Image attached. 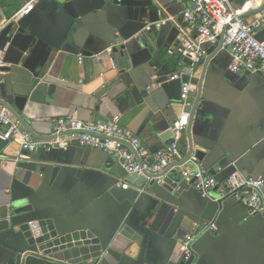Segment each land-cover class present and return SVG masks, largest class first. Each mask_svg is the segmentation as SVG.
I'll return each instance as SVG.
<instances>
[{
    "label": "crops",
    "instance_id": "crops-1",
    "mask_svg": "<svg viewBox=\"0 0 264 264\" xmlns=\"http://www.w3.org/2000/svg\"><path fill=\"white\" fill-rule=\"evenodd\" d=\"M28 1L0 0V23ZM247 1L241 18L250 24L264 0L231 4L240 8ZM185 4L39 1L25 18L0 30V104L13 108L37 141L52 138L56 119L94 123L118 115L121 127L152 154L176 141L169 131L184 112L180 95L189 84L188 127L177 140L184 151L175 164L191 167L188 159L195 152L220 182L234 172L264 179V77L231 73L229 55L207 44L205 58H183L180 40L196 33L183 20ZM255 36L264 40V25ZM185 68L192 69V77L183 74ZM176 73L181 77L169 80ZM17 98L25 99L22 111ZM12 141L19 147L18 139ZM16 154L13 173L0 168V205L19 217L49 219L67 231L89 230L100 237L128 227L133 235L116 264H171L178 233L193 222L213 228L197 238L188 264H264V211L251 214L232 197L220 204L203 199L192 186L180 192L168 184L148 187L147 181L136 186L116 160L76 144L35 152L19 147ZM124 184L139 191L133 204L111 194ZM0 264L63 263L37 253L12 228L0 232Z\"/></svg>",
    "mask_w": 264,
    "mask_h": 264
},
{
    "label": "built area",
    "instance_id": "built-area-1",
    "mask_svg": "<svg viewBox=\"0 0 264 264\" xmlns=\"http://www.w3.org/2000/svg\"><path fill=\"white\" fill-rule=\"evenodd\" d=\"M42 0H29L21 6L10 19L0 23V30L11 23H18L29 15L36 4ZM250 2L235 8L231 0H186L182 13L183 20L195 28L193 39H181L178 52L183 58L199 61L206 57L203 45H210L230 57L229 71L234 74L251 73L264 77V40L256 39V32L264 25V7L253 23H246L241 15ZM149 26L146 30H149ZM4 66L3 51L0 50V67ZM183 74L193 76L191 68H185ZM182 74L176 73L169 80L174 81ZM189 84H183L181 91L182 106H189ZM189 114L183 112L178 117L173 134L174 143L149 153L138 137L119 124V116H112L107 121L81 123L72 117L56 119L51 125L52 138L37 141L22 128L11 111L0 104V139L16 140L22 151L66 149L71 144L103 151L116 160L127 175H160L168 168H175L182 159V150L177 140L188 127ZM188 162L191 167L181 165L183 177L193 179L192 187L204 198L225 199L232 197L243 204L251 214L264 211V179L246 177L237 172L225 180L218 181L205 170L203 163L193 152ZM157 183L161 180L157 179ZM127 189V185H122ZM214 192L217 193L215 197ZM213 228L211 223L193 222L191 228L178 235L181 260L190 261L193 256L192 246L199 236Z\"/></svg>",
    "mask_w": 264,
    "mask_h": 264
},
{
    "label": "water",
    "instance_id": "water-1",
    "mask_svg": "<svg viewBox=\"0 0 264 264\" xmlns=\"http://www.w3.org/2000/svg\"><path fill=\"white\" fill-rule=\"evenodd\" d=\"M15 105L19 111H22L25 106V99L17 98L15 100ZM8 109L18 120L13 108ZM189 111L190 107H185L184 112ZM173 128L174 126L171 127V131H169L170 133H173ZM18 149V145L14 144L11 139H0L1 169H6L8 173H13L15 168L13 160L17 158L16 151ZM181 150L183 154L184 147H181ZM196 156L201 161L197 154ZM181 165H183V163L180 165L176 164L175 168H168L162 174L156 176L147 174L129 175L127 181L139 187L144 186L147 181L149 182L148 187H150L151 185L157 183V179H160L161 182L157 184L163 185L164 187L167 184L170 186L172 185L173 189L180 192L191 187L194 182L193 179L188 180L183 177ZM170 180H174V183L171 184ZM111 194H113L119 202L127 201L130 204H133L139 196V191L133 188L127 187V189H124L123 187L115 186L113 187ZM202 198L215 201V198ZM221 200L222 199H218L215 202L220 204ZM12 228H17L19 233L27 241L28 245L33 246L37 253L42 254L50 260L63 264H116L124 249L129 245L131 235H133V231L126 226L121 227L110 236L103 235L101 237L89 230L78 229L67 231L63 224L56 223L53 220H29L27 216L19 217L18 213L11 211L6 204L0 205V232L7 231ZM178 235L176 238L177 247L174 255L171 257V264H188L192 258L188 262L181 260L178 246ZM133 240L138 241L136 238ZM194 244L192 246L193 252ZM21 256V253L17 255V262Z\"/></svg>",
    "mask_w": 264,
    "mask_h": 264
}]
</instances>
